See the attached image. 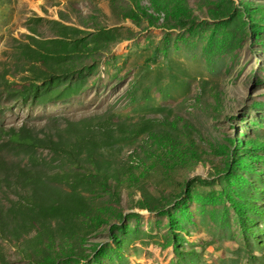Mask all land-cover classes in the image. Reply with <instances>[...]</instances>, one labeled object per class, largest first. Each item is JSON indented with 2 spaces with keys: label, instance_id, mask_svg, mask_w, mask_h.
<instances>
[{
  "label": "rangeland",
  "instance_id": "1",
  "mask_svg": "<svg viewBox=\"0 0 264 264\" xmlns=\"http://www.w3.org/2000/svg\"><path fill=\"white\" fill-rule=\"evenodd\" d=\"M23 126L0 264H264V0H0Z\"/></svg>",
  "mask_w": 264,
  "mask_h": 264
},
{
  "label": "trees",
  "instance_id": "2",
  "mask_svg": "<svg viewBox=\"0 0 264 264\" xmlns=\"http://www.w3.org/2000/svg\"><path fill=\"white\" fill-rule=\"evenodd\" d=\"M34 90L38 88L37 86H33ZM1 139H7L8 143H16L20 145L30 146V147H44L46 144L45 141L40 138V136L34 134L29 128L23 126L21 128H15V127H1L0 128V140ZM52 148L54 149H60L62 148V145L60 143L55 142L52 140ZM1 160H0V189L3 185V180L1 178ZM27 176L24 181V189L25 191L28 189L29 184L33 181V177L30 175L29 172H25ZM1 221V220H0Z\"/></svg>",
  "mask_w": 264,
  "mask_h": 264
}]
</instances>
